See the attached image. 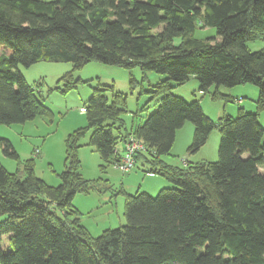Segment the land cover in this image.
I'll use <instances>...</instances> for the list:
<instances>
[{"label":"trees","instance_id":"16d2710c","mask_svg":"<svg viewBox=\"0 0 264 264\" xmlns=\"http://www.w3.org/2000/svg\"><path fill=\"white\" fill-rule=\"evenodd\" d=\"M197 28H213L217 38L196 39ZM262 38L264 0H0V48L9 52L0 55V124H23L38 115L52 120L18 66L65 62L77 70L97 62L164 76L146 91L155 110L124 134L117 123L123 96L111 87L93 90L81 108L86 126L66 139L58 186L36 177L32 161L15 174L0 164V264H264V50L247 48ZM191 77L213 99L230 97L221 88L255 86L254 113L239 107L235 117L211 121L197 101L171 95ZM59 82L56 89L64 92L81 84L71 71ZM105 91L112 94L110 103ZM186 123L193 126L192 154L218 131L216 162L183 159L185 167L178 168L159 159L169 155ZM88 131L102 172L115 167L134 137L144 151L135 154L132 169L144 159L150 163L146 174L175 187L154 197L121 190L125 225L96 238L73 206L77 194L101 186L80 172L78 141ZM0 146L18 159L8 141L0 139Z\"/></svg>","mask_w":264,"mask_h":264},{"label":"rangeland","instance_id":"374dc122","mask_svg":"<svg viewBox=\"0 0 264 264\" xmlns=\"http://www.w3.org/2000/svg\"><path fill=\"white\" fill-rule=\"evenodd\" d=\"M53 1V0H45ZM155 30V32L159 31ZM194 37L199 40L210 41L217 38L213 28L200 29L194 32ZM211 42V41H210ZM174 45L180 44V39L173 40ZM247 48L251 52L264 50V38L248 42ZM25 81L36 88L35 96L49 109L52 120L38 115L31 121L23 124H0V139L8 141L18 156V159L4 155L0 146V164L10 174L22 171L27 161H32L34 175L40 178L45 185L56 187L60 184L59 175L64 170L65 142L68 135L75 129L86 126L85 114L81 111L86 107L88 99L94 89L113 88L125 99V108L119 115L118 124L123 123L120 134L129 132L144 121L146 116L156 108V100L150 101V95L146 91L152 90L164 76L153 72H141L138 68L125 70L115 66H108L97 62H89L80 69L73 70L71 63L40 61L29 68L18 66ZM71 71L75 79L81 81L80 85L64 92L60 84H57L65 73ZM144 74V75H143ZM133 83V88L130 85ZM60 83V82H59ZM211 89L209 92H212ZM225 95L213 99L211 94L199 92V84L196 78H190L187 82L171 90V95L182 98L186 102L197 101L203 113L211 121L217 122L224 115L235 117L239 107L247 113H254L255 103L258 97V89L250 84L237 86L230 89H220ZM109 101L112 94L105 91ZM234 95H239L244 103L239 105L236 101H230ZM227 100V101H226ZM259 122L264 126V112L260 113ZM180 129L169 155L160 156V160L174 167L183 168V159L190 163L216 162L219 133L213 130L208 137L206 145L199 151L190 153L188 148L192 143L193 126ZM118 126V125H116ZM90 131L78 141L77 157L80 162V172L85 180H99L98 190H91L88 194H77L73 199L74 208L79 210V221L84 225L92 237H98L105 229H115L125 225L124 196L121 190L128 194L146 192L151 197L164 188H175L165 179L156 174L147 175L148 167L138 159L134 169L120 172L109 165L105 171L100 170L102 160L99 153L88 145ZM114 133L117 130L114 129ZM264 168V166H263ZM155 175V176H154ZM117 201V204L115 203ZM101 201V202H100ZM111 212V213H110ZM9 241L4 238L2 247L8 248Z\"/></svg>","mask_w":264,"mask_h":264},{"label":"built area","instance_id":"2783aa9c","mask_svg":"<svg viewBox=\"0 0 264 264\" xmlns=\"http://www.w3.org/2000/svg\"><path fill=\"white\" fill-rule=\"evenodd\" d=\"M81 111H83V109H81ZM140 151H144L143 143L140 140L131 137L124 145L123 154L119 161L115 163V168L120 172L130 171L135 164V154ZM184 162L185 161H183V163Z\"/></svg>","mask_w":264,"mask_h":264},{"label":"crops","instance_id":"0c3cea01","mask_svg":"<svg viewBox=\"0 0 264 264\" xmlns=\"http://www.w3.org/2000/svg\"><path fill=\"white\" fill-rule=\"evenodd\" d=\"M8 53H9V52H8L7 50H4V49L0 48V55H2V54H8ZM192 78H195V77H192ZM230 94H231V91H230L229 95H230ZM231 95H232V94H231ZM231 95H230V96H231ZM234 96H235V98H237V97L239 98V95H234ZM238 98H237V99H238ZM237 103H238L239 105H243L244 102H243L242 100H238ZM82 112H83V111H82ZM190 125H191V124H190ZM183 127H187V130H188V131L190 130V126H189V125H186V124H185ZM179 131H180V130H179ZM179 131H177V134H176L175 139H177V135H178V132H179ZM207 141H208V140H207ZM206 143H207V142H206ZM206 143H205V145H206ZM173 145H174V144H173ZM172 147H173V146H172ZM201 148H202V147H201ZM142 160L147 164L148 169H150V166H149L150 163L147 162V161L144 160V159H142ZM184 160H186V159H184ZM184 160H183V161H184ZM183 161H182V162H183ZM186 163H189V162L186 161ZM191 164H192V163H191ZM183 165H185V164L183 163ZM263 166H264V165H263ZM263 166L259 169V171H260L261 173L264 172V168H263ZM148 169H147V170H148ZM147 175H153V174H152V173H147ZM154 176H155V175H154ZM123 191H125V192L128 193V191H126V189L123 190ZM115 201H116L115 203L117 204V201H118V200L116 199ZM100 202H101V201H100ZM110 213H111V212H110Z\"/></svg>","mask_w":264,"mask_h":264}]
</instances>
